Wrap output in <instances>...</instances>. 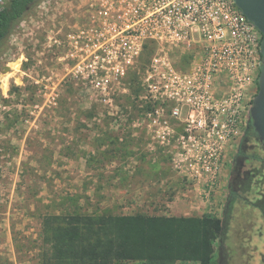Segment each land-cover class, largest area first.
Wrapping results in <instances>:
<instances>
[{
    "label": "rangeland",
    "instance_id": "1",
    "mask_svg": "<svg viewBox=\"0 0 264 264\" xmlns=\"http://www.w3.org/2000/svg\"><path fill=\"white\" fill-rule=\"evenodd\" d=\"M39 4L0 41V264H38L44 214L217 217L232 187L264 204V163L236 154L244 146L264 159L254 135L243 142L256 81L243 95L239 136L226 147L218 183L207 194L187 164L175 162L185 155L183 122L170 119L173 131L162 138L146 115L150 107L139 98L144 67L131 71L115 98H101L100 87L71 76L58 50L46 46L68 4ZM195 52L176 50L177 68L185 69ZM246 174L254 180L244 190Z\"/></svg>",
    "mask_w": 264,
    "mask_h": 264
},
{
    "label": "built area",
    "instance_id": "2",
    "mask_svg": "<svg viewBox=\"0 0 264 264\" xmlns=\"http://www.w3.org/2000/svg\"><path fill=\"white\" fill-rule=\"evenodd\" d=\"M60 1L68 11L45 35L46 46L58 50L71 76L100 87L103 99L115 98L131 71L144 67L139 98L150 107L147 117L162 138L173 131L170 119L183 122L185 155L175 162L187 164L208 194L240 133L242 98L259 71L260 31L234 0ZM178 49L196 50L185 69L172 57Z\"/></svg>",
    "mask_w": 264,
    "mask_h": 264
},
{
    "label": "trees",
    "instance_id": "3",
    "mask_svg": "<svg viewBox=\"0 0 264 264\" xmlns=\"http://www.w3.org/2000/svg\"><path fill=\"white\" fill-rule=\"evenodd\" d=\"M40 1L8 0L0 9V41ZM151 52L146 46L144 55ZM222 231L221 219L208 214H44L38 264H216L214 243Z\"/></svg>",
    "mask_w": 264,
    "mask_h": 264
},
{
    "label": "flooded vegetation",
    "instance_id": "4",
    "mask_svg": "<svg viewBox=\"0 0 264 264\" xmlns=\"http://www.w3.org/2000/svg\"><path fill=\"white\" fill-rule=\"evenodd\" d=\"M61 15L62 11L58 15V20H60ZM254 133L256 134L249 117L246 130L243 134V142L251 134L260 142ZM236 154L242 161L250 159L246 154L244 146H241ZM247 174L239 186V188L244 190L254 180L248 177ZM238 175L239 172L235 174L236 178ZM232 181L234 182L235 180ZM257 189L258 187L254 188L253 192L255 193ZM257 200L242 194L237 188L232 187L228 189L220 216H217L221 219L223 231L214 243L216 264H264V237L262 238L264 231L260 228L264 224V204L259 202L261 200ZM236 208L240 212L239 214L235 212ZM253 209L258 210L259 217L262 219L261 221H257V216L253 213Z\"/></svg>",
    "mask_w": 264,
    "mask_h": 264
},
{
    "label": "water",
    "instance_id": "5",
    "mask_svg": "<svg viewBox=\"0 0 264 264\" xmlns=\"http://www.w3.org/2000/svg\"><path fill=\"white\" fill-rule=\"evenodd\" d=\"M234 2L262 35L259 45V71L256 77L257 90L251 99L249 117L258 139L264 146V0H234Z\"/></svg>",
    "mask_w": 264,
    "mask_h": 264
},
{
    "label": "crops",
    "instance_id": "6",
    "mask_svg": "<svg viewBox=\"0 0 264 264\" xmlns=\"http://www.w3.org/2000/svg\"><path fill=\"white\" fill-rule=\"evenodd\" d=\"M174 216H182V215L178 214V215H174ZM183 216H186V215H183ZM190 262H194V261H190ZM194 263L198 264L197 262H194Z\"/></svg>",
    "mask_w": 264,
    "mask_h": 264
}]
</instances>
